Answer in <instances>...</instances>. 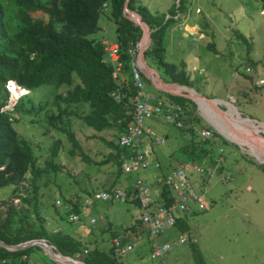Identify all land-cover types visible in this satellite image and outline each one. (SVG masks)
<instances>
[{
    "label": "rangeland",
    "instance_id": "1",
    "mask_svg": "<svg viewBox=\"0 0 264 264\" xmlns=\"http://www.w3.org/2000/svg\"><path fill=\"white\" fill-rule=\"evenodd\" d=\"M141 1L152 14L165 15L167 18L168 11L171 7L177 6L179 0ZM180 15L176 23L186 18L189 24L198 25L199 33L193 35L194 32H189L190 36L184 37L185 24L181 25L179 30L178 26L169 28L164 39L166 61L174 64L184 61L193 85L190 89H195L196 93L206 98L220 100L215 101V104L209 102L220 112L236 111L243 119L251 118L264 125V11H261L260 2L185 0ZM98 25L100 30L91 37L104 39L107 41L108 50H113L115 46L111 43L116 40L115 25L104 15L99 17ZM238 33L252 45L249 59L256 63L255 67L249 66L245 60L246 46L237 39ZM193 36L196 41L192 40ZM208 43L214 44L215 52L207 48ZM9 86L6 87L10 94L6 105L8 110L22 94L20 90H14L13 97ZM54 90L53 86H42L33 90L31 97L35 103L49 102ZM144 90L159 93L152 85H145ZM155 96L162 100L156 94ZM162 101L167 103L166 99ZM206 112V109L201 107L199 110L196 105V114L202 119V126L210 127L211 131L220 136L217 141L218 147L212 154L218 168L208 183L202 182L195 173L189 176L192 192L203 193L205 196V210H190L193 213L186 215L187 229L184 232L171 228L172 230L168 229L161 235L163 237H160L158 242L170 246L163 259L152 258L149 243H146L143 252L138 246H133L132 252L124 253L120 258L122 264H264V173L256 166L264 164V159L259 156L260 159L256 158L249 146L242 143L238 136H226L227 134H224L225 137L222 136L215 124L210 122L211 119ZM28 118L21 117L13 126L20 136L30 142L38 166L45 171L38 181V207L40 214L45 218L46 228L52 232L61 229L65 232V228L76 227L81 231L82 225H86L93 228V231L91 230L93 234L94 230L100 231L104 223L110 222L111 231L103 232L95 240L100 248L107 250L112 245V233H120L117 231L121 227L140 219L139 207L127 200L121 202L93 200L81 210V222L72 224L67 219L61 224V228L54 208L62 213L66 205L57 206L55 201L64 203L65 200H70L80 202L81 209L82 204L85 205L84 201L94 193L113 187L123 189L126 187L124 178L127 179L128 174L122 172L118 174L115 162L107 161L108 156L114 154V151L98 139L101 137L116 142V131L106 130L98 133L81 120L73 119L72 130L80 143L81 151L89 160L86 161L80 158L77 150L74 155L69 153L70 143L65 136L55 131L45 133L40 126L28 124ZM226 118L232 121L231 126L238 125L236 121H239V118L232 116ZM251 124L258 126L255 123ZM144 126L151 129L157 137L165 139V144L155 145L151 149V154L153 150L158 151L161 156L158 158L159 162H165L169 171L191 164L185 163L187 161L180 153L183 137L186 136L179 129L154 118L146 119ZM199 129L196 125L195 130L200 131ZM233 131H238L242 135L249 134L248 129ZM250 131L255 134L253 145L259 151L254 150L264 155V146L259 142L264 143V129ZM56 140H59L60 144L54 151L53 143ZM232 141L239 142L241 147ZM163 153H171L167 156L168 161H165ZM180 160L185 162L180 163ZM48 161H52L58 167V171L47 170ZM141 172L137 175L155 183L161 176L159 174L151 179L147 177L149 172L142 174ZM133 175L135 177V174ZM10 192L11 189L5 186L0 189V197L6 199ZM91 218L96 221L94 225L89 224ZM79 233L82 235V232ZM182 236L186 237V242L179 244L178 239ZM86 246L87 250L94 248L91 243ZM53 252L56 256L57 253L54 250ZM29 256L33 264H54L41 249L33 250Z\"/></svg>",
    "mask_w": 264,
    "mask_h": 264
},
{
    "label": "trees",
    "instance_id": "2",
    "mask_svg": "<svg viewBox=\"0 0 264 264\" xmlns=\"http://www.w3.org/2000/svg\"><path fill=\"white\" fill-rule=\"evenodd\" d=\"M184 1L179 0L177 6L171 7L167 18L165 15L152 14L141 0H129L127 8L138 14L150 30V42L144 52L147 65L156 70L165 83L193 88L185 62H167L164 47L166 32L177 25L176 19L180 17ZM258 1L261 11H264V0ZM124 2L125 0H0V189L5 186L11 189L8 198L0 197V241L6 245L43 239L62 256L74 259L76 264H122L120 258L123 254L117 253L113 244L107 250L96 247L87 250L88 244L73 238L62 229L52 232L46 228L45 218L38 207V181L45 171L38 166L30 142L20 136L13 125L21 117L28 116V124L40 126L45 133L55 131L65 136L70 143L69 153L74 155L77 150L80 158L86 161L89 160L81 151L80 143L72 130V120L79 119L98 133L114 130L116 142L101 137L98 139L114 151L107 161H114L118 174L123 173L122 163L132 150L119 147L118 138L125 132L126 124L132 118V103L137 94L131 74L133 58L128 50L140 44L142 35L139 26L124 17ZM101 15L115 25V60H111L108 47L102 40L91 37L100 30L98 20ZM236 36L246 46L245 60L249 66L255 67L256 63L249 59L252 45L243 35L238 33ZM207 48L215 52L213 43H208ZM247 70L249 71L248 68ZM141 79L144 86L151 85L143 74ZM9 81H14L28 91V94L21 95L10 110H2L9 100L10 94L6 88ZM42 86L55 88L52 98L49 102L35 103L31 92ZM155 94L162 100L166 99L168 104L159 99L166 108L181 109L183 127L179 131L186 136L187 142L180 146V153L187 162L180 160V163L191 164L178 168L197 164L216 168L217 171L218 163L212 154L218 147L220 136L212 131L211 139L200 138L199 131L195 130L196 125L199 130L211 128L202 126V119L196 114V104L189 99L161 91ZM237 122L239 126L240 120ZM245 123L242 124L243 128L250 131L252 128ZM218 130L223 136L227 134L222 127ZM59 144V140L53 143L54 151ZM256 166L264 173V164ZM46 169L58 171L52 161L46 162ZM128 176L131 178L132 175ZM157 185L169 202L170 191L159 183ZM124 189L127 201L139 207L138 199L130 186ZM64 204L68 209L62 213L54 208L60 225L67 219L71 223V214H80V202L65 200ZM175 227L184 232L187 229L185 218L178 219ZM131 232L135 233L134 239L132 235L125 233L121 238V232L112 233V241L118 239L120 245L124 246L128 239H133L135 243L138 234L144 238L146 229L140 219L131 226ZM35 249L39 248L33 246L9 251L0 247V259L4 258L6 264H28L29 255ZM84 249L87 250L86 253ZM24 256L26 258L22 259Z\"/></svg>",
    "mask_w": 264,
    "mask_h": 264
},
{
    "label": "built area",
    "instance_id": "3",
    "mask_svg": "<svg viewBox=\"0 0 264 264\" xmlns=\"http://www.w3.org/2000/svg\"><path fill=\"white\" fill-rule=\"evenodd\" d=\"M111 60L116 58V48L109 50ZM129 55L133 58L131 66L132 80L137 88L131 120L126 125L125 132L119 137L118 144L120 147L129 148L132 151L122 163V171L125 174H135L131 184V190L139 202L140 221L146 229V238L150 240V254L154 259H163L170 250L167 243H159L157 238L166 230L173 228L178 219L191 209L203 211L206 208L205 196L203 193L192 192L189 176L192 173L197 174L202 182L208 183L215 173V168L209 166L189 165L184 168L173 170L165 175L159 176L156 182L170 191V201L161 190L153 188V181L138 176L141 171L148 170L152 164L147 160L149 156L148 144L154 142L157 145H163L165 140L156 137L155 133L144 127L146 119H158L164 124L182 128L183 123L180 118V108L165 110L163 103L153 94L143 91L144 84L141 79L142 69L139 64L138 53L139 47L135 46L128 50ZM199 136L203 140L212 138L210 130L202 129ZM154 167H158L154 164ZM126 192L121 189H111L109 192H100L93 196L95 200L101 201H124ZM91 200L85 201V203ZM59 205L60 202L56 201ZM70 221H76L77 216L70 215ZM95 223L91 220V224ZM142 235L138 234L136 240L141 241ZM184 238H179L178 243H183ZM113 246L116 252L124 254L132 250L131 245L121 246L118 239L113 240ZM87 251L84 250V253ZM0 264H6L4 258L0 259Z\"/></svg>",
    "mask_w": 264,
    "mask_h": 264
},
{
    "label": "bare ground",
    "instance_id": "4",
    "mask_svg": "<svg viewBox=\"0 0 264 264\" xmlns=\"http://www.w3.org/2000/svg\"><path fill=\"white\" fill-rule=\"evenodd\" d=\"M146 38V37H145ZM147 42V38L146 39H144V43H146ZM136 46H138L139 47V53H138V59H139V64H140V66H141V69H142V71H143V65H142V63H141V61H140V44H137ZM142 46V45H141ZM145 52V51H144ZM145 59V58H144ZM145 69V68H144ZM156 71V70H155ZM144 72H146L150 77L152 76L153 77V81L155 82V85L158 87V88H165V89H168V90H170V91H172V92H176V93H185V94H189L190 96H192L193 98H195V101H196V103H197V105L199 106V110H201V107H203L204 109H206V115H208V117L211 119V121L210 122H212V123H214L215 124V126H216V128L218 127V128H223V129H225L226 130V132H227V134H231V135H235V136H238L239 137V139L242 141V143H244V144H247L248 146H249V149L252 151V153L255 155V156H259V157H261V158H263L264 159V155L263 154H258L257 152H256V150H254V149H257L258 150V148L257 147H255L254 145H253V141H255L254 139H256L255 138V136H253V135H255L254 133H252L251 131H249V129H248V132H249V134L247 133L246 135H242V133H240V132H238V131H233L234 129H245V128H243V125L242 124H244V122H246L245 124H248L249 125V127L250 128H252V129H258V128H262L263 127V129H264V125L262 124V126L261 125H258V126H255V125H252L251 123H253V122H251V121H249L248 119H243L241 116H239V114L235 111H231V112H229V113H227V114H225V113H223V112H220L219 110H217V108L216 107H214L211 103H209V101H204V100H201V99H198L196 96H195V94H194V92L191 90V89H187V88H183V87H178V86H175L174 84H172V85H160L159 84V81H158V79L155 77V75H151V73H150V71H148L147 69H145V71ZM159 75V74H158ZM167 84V83H166ZM10 85V86H9ZM177 85V84H176ZM8 86L10 87V89H11V92H12V96L14 97V90H20V93H22L21 95H25V94H27V91H25L24 89H22L21 87H19L17 84H15L14 82H9V84H8ZM13 90V91H12ZM16 94V93H15ZM199 94V93H198ZM20 97V96H19ZM164 107V109L165 110H171V109H168V108H166L165 106H163ZM181 110V109H180ZM211 116V117H210ZM228 117V116H232V117H235V118H239V120H240V124H239V126H234V125H232L231 126V124L230 123H228L226 120H228L226 117ZM181 118V117H180ZM207 118V117H206ZM208 119V118H207ZM226 119V120H225ZM234 120V119H233ZM244 121V122H242V121ZM253 120V119H252ZM182 121V120H181ZM183 123V122H182ZM127 125V124H126ZM231 126V127H230ZM240 126H242V127H240ZM145 127V126H144ZM175 127V126H174ZM145 128H148V127H145ZM218 128H217V130H218ZM149 129V128H148ZM179 129V128H178ZM181 129V128H180ZM202 130V129H201ZM208 130V129H207ZM233 132H232V131ZM211 131V130H210ZM219 131V130H218ZM200 132V131H199ZM211 133H212V136H213V132L211 131ZM219 133L222 135V133L219 131ZM223 136V135H222ZM243 136L244 137H246V138H243ZM120 137V136H119ZM225 137V136H224ZM118 141H119V138H118ZM259 141V140H258ZM232 142H234V143H236L237 145H239L240 146V143L239 142H236V141H232ZM261 144H262V146H264V143H262L261 141H259ZM256 143V142H255ZM260 144V145H261ZM119 145V144H118ZM152 145H153V143H152ZM151 144H148V150H149V152H150V149H151V146H152ZM246 145V146H247ZM120 147V146H119ZM241 147V146H240ZM125 148V147H124ZM259 151V150H258ZM126 159V158H125ZM124 159V160H125ZM149 161V160H148ZM151 164H152V167H154V164H157L158 165V167H154V168H159L160 167V165L158 164V163H152L151 161H149ZM264 163V162H263ZM151 167V168H152ZM150 168V169H151ZM150 169H148V170H150ZM179 169V168H178ZM173 170H176V169H173ZM173 170H170L169 172H171V171H173ZM143 171H147V170H143ZM169 172H167V173H169ZM167 173H165V174H167ZM215 173H216V168H215ZM214 173V174H215ZM132 182H133V180L131 181V183H130V189H131V184H132ZM111 189H121V190H123V191H125V189H123V188H119V187H113V188H110V189H108V190H102L101 192H104V191H106V192H109ZM126 192V191H125ZM98 193H100V192H98ZM95 194H97V193H94L93 194V196L95 195ZM92 196V197H93ZM126 196H127V193H126ZM125 200H127V197H125ZM103 202H107V201H103ZM121 202V201H120ZM188 213V212H187ZM186 214V213H185ZM184 214V215H185ZM183 215V216H184ZM182 216V217H183ZM181 217V218H182ZM94 220V219H93ZM95 221V220H94ZM72 222H74V221H72ZM94 224V223H93ZM175 227V226H174ZM173 227V228H174ZM171 229V228H170ZM161 236V235H160ZM159 236V237H160ZM159 237L157 238V241H158V239H159ZM144 238H146V236L144 237ZM144 238H142V240L141 241H143L144 240ZM179 238H184V242L183 243H185L186 242V239H185V237H179ZM146 240H147V242L148 243H150V245H151V242H150V240H148L147 238H146ZM179 240V239H178ZM139 241V240H138ZM137 240L135 241V243H137L138 242ZM27 243V242H26ZM159 243H161V242H159ZM183 243H181V244H183ZM112 244H113V241H112ZM121 244V243H120ZM180 244V243H179ZM42 246H43V249L45 250V251H47V252H49V248L47 247V246H45V245H43V244H41ZM127 245H131V246H133L131 243L130 244H127ZM122 246V245H121ZM125 246V245H124ZM5 249V248H4ZM26 249V248H25ZM5 250H7V249H5ZM19 250V249H18ZM164 258V257H163ZM54 259L57 261V262H59V263H61V264H76V263H74V262H72V261H70V260H68V259H63V258H61L59 255H56V256H54Z\"/></svg>",
    "mask_w": 264,
    "mask_h": 264
},
{
    "label": "crops",
    "instance_id": "5",
    "mask_svg": "<svg viewBox=\"0 0 264 264\" xmlns=\"http://www.w3.org/2000/svg\"><path fill=\"white\" fill-rule=\"evenodd\" d=\"M180 17H181V15H180ZM182 19H183V17H182ZM183 24H185V27H190L191 28V32H194V34L193 35H196L197 33H199L198 31H199V27H198V25L196 24V23H191V24H189V21H187V19L186 18H184L183 19V21L181 22V21H179L178 23H177V25L176 26H178V30H179V27L181 26V25H183ZM188 34H190L189 32L187 33V35L186 36H184V37H188V36H190V35H188ZM183 35H184V32H183ZM201 35L202 34H200V37H201ZM193 37H195V36H193ZM193 40V39H192ZM193 41H196V40H193ZM102 42L104 43V44H107L106 42L107 41H105L104 39H102ZM111 44H113V46H116L115 44H114V42L113 43H111ZM146 92H148V93H150V94H153L154 95V93H151L150 91H146ZM151 130V129H150ZM156 135V134H155ZM157 137V136H156ZM158 138H163V137H158ZM164 139V138H163ZM184 139V141H183V144H186V142H187V140L185 139V138H183ZM165 140V139H164ZM152 143H153V145H152ZM152 146H151V149L155 146V145H157V144H155L154 142H152L151 141V143H150ZM165 144V143H164ZM163 144V145H164ZM158 146H162V145H158ZM151 149H150V152H149V156L147 157V160H149V161H151L152 163H158L159 165H160V168L159 169H156V168H154V167H152L150 170H147V171H143V172H141V174L142 173H146V172H149V176H147V177H149V178H151V179H154L156 176H158L159 174H161V173H167V172H169V168L166 166L167 164H165V162L164 163H160L159 162V157H161L160 156V153L158 152V151H156V150H153L154 152H152V154H151ZM172 153V152H171ZM170 153V154H171ZM170 154H166V153H163V156L164 157H166L165 158V161H168L169 159H167V156L168 155H170ZM167 159V160H166ZM165 167V168H164ZM173 167H175V166H173ZM172 167V168H173ZM180 167V166H179ZM178 168V167H177ZM173 170V169H172ZM127 175V174H126ZM128 175H132L131 176V178L128 176L127 177V179L126 178H124V181H125V184H126V187H128V185L131 183V179L132 180H134V175L133 174H128ZM153 181V180H152ZM153 188H155V189H158L159 190V186L157 185L156 186V183H155V181H153ZM157 187V188H156ZM93 200H95V199H92V201ZM131 200V199H130ZM101 201V200H100ZM130 202V201H129ZM89 202H87L85 205H83L82 204V208L80 209V214L79 215H77L78 216V219L76 220V221H74V222H71L72 224H74V223H76V222H81V214H82V211L81 210H83V209H85V206L88 204ZM65 205V204H64ZM135 205V204H134ZM137 206V205H136ZM138 207V206H137ZM68 209V206L66 205V208H63L62 209V211H66ZM191 210H195V209H191ZM191 211H189L188 213H186L183 217L184 218H186V215H191ZM71 215H75V214H71ZM91 220H93L92 218L90 219V221H89V224L90 225H94L95 223H96V221H95V223L94 224H91ZM136 220H138V219H135L131 224H129V225H127V226H123V227H121L120 228V230L119 231H117V232H123V234H122V236H121V238L123 237V235H124V233L126 234V235H135V233H132L131 232V226L132 225H134L135 224V222H136ZM59 227L61 228L62 226L59 224ZM73 229H67V228H65V233H67V234H69L70 236H72L73 238H77V239H79L81 242H83V243H91L92 245H93V247H96L97 249H99V250H105V249H102V248H100L99 247V245H98V243H96L95 242V240L98 238V237H100V235L103 233V232H110L111 231V227H110V222H107V223H104L103 224V228H102V230H100V231H97V230H94V232H93V234H91V230L93 229V228H91L90 226H86V225H82V228H81V231H78L77 229H76V227H72ZM129 228V229H128ZM174 228H176V227H174ZM174 228H172V229H174ZM126 229H128V230H126ZM172 229H169L168 231H170V230H172ZM106 230V231H105ZM108 230V231H107ZM93 231V230H92ZM79 232H82V235H80V233ZM89 232H90V234H89ZM167 232V231H166ZM115 234V233H114ZM118 234V233H117ZM92 236V238L90 239V237ZM119 236H120V234H119ZM160 237H163V236H160ZM159 237V238H160ZM120 238V239H121ZM167 238H169V237H167ZM88 239V240H87ZM113 239V238H112ZM111 239V240H112ZM133 239H134V236H133ZM133 239H128V240H130V242L132 241L133 242ZM164 239H166V238H164ZM128 240H126L127 241V244H129L130 242L128 241ZM86 241V242H85ZM146 243H148L147 242V240H146V238H144V240L143 241H138L137 242V245H135L136 243H134L133 242V246H138V248H139V250L141 251V252H143L144 251V248H145V245H146ZM162 243V242H161ZM184 244V243H183ZM133 246H132V248H133ZM40 249V248H39ZM149 250H150V243H149ZM133 250H131L130 252H132ZM129 252V253H130ZM150 252V251H149ZM26 257L24 256L22 259H25ZM67 258H69V257H67ZM74 260V259H73ZM80 262V261H79ZM81 263V262H80ZM28 264H33V263H31L30 262V256H29V259H28ZM34 264H42V263H34ZM82 264V263H81Z\"/></svg>",
    "mask_w": 264,
    "mask_h": 264
},
{
    "label": "water",
    "instance_id": "6",
    "mask_svg": "<svg viewBox=\"0 0 264 264\" xmlns=\"http://www.w3.org/2000/svg\"><path fill=\"white\" fill-rule=\"evenodd\" d=\"M129 0H125L124 2V5H123V15L124 17H126L128 20L132 21L134 24H136L137 26H139V28L141 29V32H142V35H141V39H140V61L142 63V65L144 66L143 67V75L145 76L146 79L149 80L150 84L155 88L157 89L158 91H161L163 93H167V94H170V95H174V96H179V97H183V98H186V99H189L191 101H193L196 105V101H195V98H193L192 96H190L189 94H185V93H176V92H172L168 89H165V88H158L156 85H155V82L153 81V77L149 76L145 71V69H147L148 71H150L151 75H155V77L158 79L159 81V84L160 85H172V84H166L161 78L160 76L158 75V73L153 69L151 68L150 66L147 65L145 59H144V51L146 50V48L148 47L149 45V42H150V30L148 28V26L141 20L140 16L138 14H136L135 12L129 10L127 8V3H128ZM185 32H191V28L190 27H186L185 28ZM184 32V36L187 35V33ZM147 38V42L144 43V39ZM142 45V46H141ZM145 68V69H144ZM175 86H178V87H183V88H187L185 86H180V85H176L174 84ZM187 89H190V88H187ZM192 90V89H191ZM195 94V96L198 98V99H201V100H204V101H209V102H215V101H220V100H215V99H209V98H206L198 93H196L194 90H192ZM216 103V102H215ZM214 103V104H215ZM198 106V105H197ZM4 109H7V108H4ZM249 121L255 123V124H258V125H262L261 123H259L258 121L256 120H252V119H248ZM45 245L49 248V252L45 251L43 249V246L41 245ZM30 246H37L39 247L48 257L49 259L55 263V264H61L59 262H57L55 259H54V247L52 245H49L46 241L42 240V239H39V240H32V241H29L27 243H23V244H19V245H13V246H10V245H6L4 244L3 242L0 241V247L2 248H5L9 251H14V250H18V249H25V248H28ZM59 256L63 259H68L72 262H75L72 258H67V257H64V256H61L59 254Z\"/></svg>",
    "mask_w": 264,
    "mask_h": 264
},
{
    "label": "clouds",
    "instance_id": "7",
    "mask_svg": "<svg viewBox=\"0 0 264 264\" xmlns=\"http://www.w3.org/2000/svg\"><path fill=\"white\" fill-rule=\"evenodd\" d=\"M193 40H197L195 37L193 38ZM115 48H116V46H115ZM143 74V73H142ZM9 82H14V81H9ZM9 82L7 83V85L9 84ZM15 83V82H14ZM16 84V83H15ZM144 84V83H143ZM7 85H6V87H7ZM145 87V86H144ZM143 91H145L144 90V88H143ZM27 94H28V91H27ZM4 108H6V106L4 107ZM2 109V110H8V109ZM92 199H93V197H90V198H88V199H86L85 201H87V200H91L92 201ZM56 201H58V200H56ZM56 201H55V204H56ZM85 201H84V203H85ZM58 202H60V201H58ZM73 203H75V202H73ZM86 204V203H85ZM57 205V204H56ZM64 205V203H61L60 202V204L59 205H57V206H63ZM64 208H66V206L64 207ZM37 240H39V239H37ZM43 240V239H42ZM32 241V240H31ZM45 241V240H44ZM27 242H29V241H27ZM30 247H33V246H30ZM37 247V246H36ZM39 248V247H38ZM54 251L56 252V249L54 248ZM57 253V255H59V253L58 252H56ZM61 255V254H60ZM62 256V255H61ZM55 264V263H54Z\"/></svg>",
    "mask_w": 264,
    "mask_h": 264
}]
</instances>
